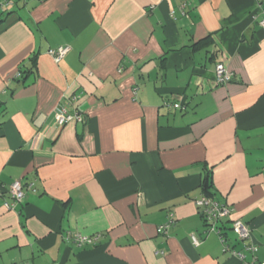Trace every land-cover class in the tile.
<instances>
[{
    "label": "crops",
    "instance_id": "obj_1",
    "mask_svg": "<svg viewBox=\"0 0 264 264\" xmlns=\"http://www.w3.org/2000/svg\"><path fill=\"white\" fill-rule=\"evenodd\" d=\"M1 5L0 183L26 189L14 211L0 207V264H241L206 233L194 204L205 183L233 209L221 225L228 250L264 262L256 0ZM62 46L55 62L47 51ZM218 63L232 74L225 85ZM20 68L33 71L22 83ZM60 106L84 122L57 129ZM232 220L248 226L255 254ZM69 233L98 240L78 247Z\"/></svg>",
    "mask_w": 264,
    "mask_h": 264
},
{
    "label": "built area",
    "instance_id": "obj_2",
    "mask_svg": "<svg viewBox=\"0 0 264 264\" xmlns=\"http://www.w3.org/2000/svg\"><path fill=\"white\" fill-rule=\"evenodd\" d=\"M1 8L3 5L0 6ZM0 8V9H1ZM256 11L258 12V24L260 28L264 31V0H256ZM70 48L68 46L57 47L54 49H49L47 54L55 61H61L64 56L69 52ZM215 74V85H225L232 80V74L223 66V64L218 63L214 69ZM167 107L172 109H183L182 105L179 103H165ZM53 123L57 129H61L67 123L75 121L77 123H83L84 118L76 112H68L64 106H60L55 109L53 115ZM31 187L29 185L27 188ZM26 186L22 184L20 180H15L10 183L7 187L0 183V207L7 211H14L16 206L20 204L25 196ZM197 207L203 224L206 229V233H214L218 235L222 243V252H230V254L236 257L241 264H264L262 261H258L255 258L251 261H246L245 256L236 251H229L228 247L224 244V238L222 234V227L225 222L230 221V215L233 211L232 207L221 203L215 199L200 196L194 201ZM171 221V220H170ZM169 221V223H171ZM169 223L160 226L157 229L158 234H165ZM231 230L235 233L237 239L244 243V249L251 254H255L257 251V246L251 241V231L246 224L240 220H232ZM67 238H70L78 247H82L85 244H92L98 240V235L93 237L82 236L78 233L68 234ZM191 243L194 246L199 244V240L195 236H191Z\"/></svg>",
    "mask_w": 264,
    "mask_h": 264
},
{
    "label": "trees",
    "instance_id": "obj_3",
    "mask_svg": "<svg viewBox=\"0 0 264 264\" xmlns=\"http://www.w3.org/2000/svg\"><path fill=\"white\" fill-rule=\"evenodd\" d=\"M32 69H22L20 68L19 71H18V74H17V77H16V80L20 83H22L27 75V73H32ZM182 107L185 109L184 105H182ZM1 125V123H0ZM210 176H208L209 178ZM202 196L204 197H208V198H212L214 199V197L212 196L211 192L209 191V186L205 184L202 185Z\"/></svg>",
    "mask_w": 264,
    "mask_h": 264
}]
</instances>
